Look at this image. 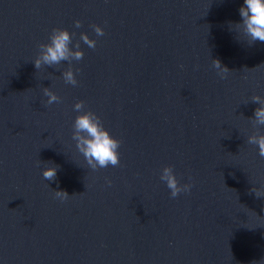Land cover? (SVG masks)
<instances>
[{
	"label": "water",
	"instance_id": "water-1",
	"mask_svg": "<svg viewBox=\"0 0 264 264\" xmlns=\"http://www.w3.org/2000/svg\"><path fill=\"white\" fill-rule=\"evenodd\" d=\"M242 3L0 0V264H264V157L247 143L264 134V42L232 26ZM53 28L83 58L37 70ZM77 101L121 141L119 165L77 151ZM165 166L188 192L171 197Z\"/></svg>",
	"mask_w": 264,
	"mask_h": 264
},
{
	"label": "clouds",
	"instance_id": "clouds-1",
	"mask_svg": "<svg viewBox=\"0 0 264 264\" xmlns=\"http://www.w3.org/2000/svg\"><path fill=\"white\" fill-rule=\"evenodd\" d=\"M240 21L235 22L234 26L237 33L246 38L249 44L254 42H264V0H243L238 9ZM75 26L79 28L80 21H75ZM97 36L104 35L103 29L93 26ZM66 29L53 28L49 35V42L42 43L38 47L40 52L34 59V67L38 70L42 66L53 67L66 61L71 65L73 60L79 61L83 58L79 43L73 45V36ZM80 40L89 48H95L96 42L86 34H80ZM71 45V47H70ZM75 49V50H74ZM212 66L217 70L218 75L223 79L230 70L223 66L219 60H212ZM62 78L66 84L75 86L76 80L71 66L63 71ZM47 97L46 104L58 103L60 98L49 88L43 89ZM251 100L259 107L254 110L253 118H250L254 126H264V98L259 95L252 96ZM74 110L79 114L73 122L72 139L76 142L77 151L82 154L87 165L92 170L117 166L120 164L119 148L121 141L114 138L104 127L100 117L90 110H84V102L77 101ZM247 143L258 147L261 157H264V134H252L247 137ZM58 166H49L43 169L42 175L45 180L54 181L57 175ZM160 179L166 183L170 190L171 197L175 198L181 192H188L191 184L181 185L171 166L163 167ZM110 184L111 182L108 181ZM257 196H264L259 189H253ZM55 196L61 200L66 199L68 194L65 191H55Z\"/></svg>",
	"mask_w": 264,
	"mask_h": 264
}]
</instances>
